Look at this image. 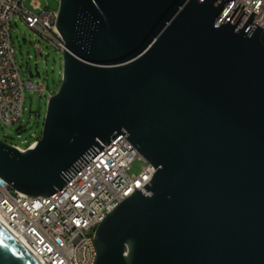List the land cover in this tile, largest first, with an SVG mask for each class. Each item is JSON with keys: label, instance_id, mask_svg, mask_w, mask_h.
Wrapping results in <instances>:
<instances>
[{"label": "water", "instance_id": "obj_1", "mask_svg": "<svg viewBox=\"0 0 264 264\" xmlns=\"http://www.w3.org/2000/svg\"><path fill=\"white\" fill-rule=\"evenodd\" d=\"M236 0H60V89L0 177L51 196L117 136L152 180L97 227L94 264H264V29ZM31 79L41 76L38 66ZM0 264H42L0 223Z\"/></svg>", "mask_w": 264, "mask_h": 264}, {"label": "built area", "instance_id": "obj_2", "mask_svg": "<svg viewBox=\"0 0 264 264\" xmlns=\"http://www.w3.org/2000/svg\"><path fill=\"white\" fill-rule=\"evenodd\" d=\"M25 1L0 0V121L5 125L22 120L27 90L38 91L40 97L47 91L44 83L24 81L20 75L11 38L14 16L20 15L30 29L65 52L66 43L57 28L59 12L38 14L28 10ZM238 3L250 9L239 28L254 12L257 15L246 33L255 24L264 29V0H236L225 19ZM32 5L40 10L37 0ZM127 135L117 136L107 146L101 143L104 149L51 196L25 195L0 177V218L42 264H94L98 257L97 227L136 189L148 194L143 187L152 180L156 169L139 154ZM136 160H143L145 165L140 174L132 175Z\"/></svg>", "mask_w": 264, "mask_h": 264}, {"label": "rangeland", "instance_id": "obj_3", "mask_svg": "<svg viewBox=\"0 0 264 264\" xmlns=\"http://www.w3.org/2000/svg\"><path fill=\"white\" fill-rule=\"evenodd\" d=\"M26 0L25 7L35 13L42 11H58V0H37L40 10H35L32 2ZM12 44L15 49V60L20 75L24 81L30 78L29 72L35 65L41 74L39 78L31 79L33 82H42L47 91L40 97L38 91L27 90L25 111L21 121L13 125H5L0 121V139L12 146L27 149L42 135L48 100L60 89L63 72V52L58 50L40 34L30 29L20 15H15L11 26ZM145 162L136 160L131 168L132 175L142 171Z\"/></svg>", "mask_w": 264, "mask_h": 264}, {"label": "bare ground", "instance_id": "obj_4", "mask_svg": "<svg viewBox=\"0 0 264 264\" xmlns=\"http://www.w3.org/2000/svg\"><path fill=\"white\" fill-rule=\"evenodd\" d=\"M32 147L33 146H35V145H31ZM0 223L10 232V233H12L14 236H15V234L11 231V229H9L7 226H6V224L2 221V219L0 218ZM16 238H17V236H15ZM18 239V238H17ZM19 240V239H18ZM20 241V240H19ZM21 242V241H20ZM22 243V242H21ZM25 247H26V245L24 244V243H22ZM27 248V247H26Z\"/></svg>", "mask_w": 264, "mask_h": 264}]
</instances>
